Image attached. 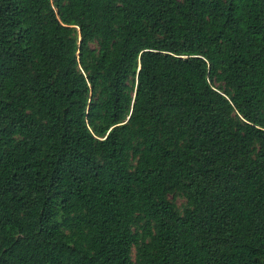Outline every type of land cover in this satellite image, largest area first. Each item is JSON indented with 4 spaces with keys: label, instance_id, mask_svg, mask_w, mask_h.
Instances as JSON below:
<instances>
[{
    "label": "trees",
    "instance_id": "1",
    "mask_svg": "<svg viewBox=\"0 0 264 264\" xmlns=\"http://www.w3.org/2000/svg\"><path fill=\"white\" fill-rule=\"evenodd\" d=\"M0 264H264V0H0Z\"/></svg>",
    "mask_w": 264,
    "mask_h": 264
},
{
    "label": "rangeland",
    "instance_id": "2",
    "mask_svg": "<svg viewBox=\"0 0 264 264\" xmlns=\"http://www.w3.org/2000/svg\"><path fill=\"white\" fill-rule=\"evenodd\" d=\"M173 202L180 209L183 206L184 200L181 197H175Z\"/></svg>",
    "mask_w": 264,
    "mask_h": 264
}]
</instances>
